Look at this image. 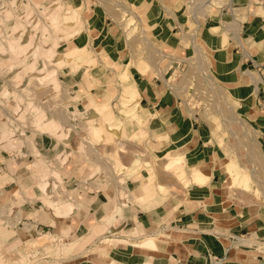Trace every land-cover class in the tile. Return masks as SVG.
I'll use <instances>...</instances> for the list:
<instances>
[{
	"label": "crops",
	"instance_id": "crops-1",
	"mask_svg": "<svg viewBox=\"0 0 264 264\" xmlns=\"http://www.w3.org/2000/svg\"><path fill=\"white\" fill-rule=\"evenodd\" d=\"M77 1L72 0V5L77 6ZM126 1L136 9L146 34L169 57L174 55L175 63L191 56L193 42L208 52L213 78L254 130L264 160V35L259 26L253 20L241 26L236 21L230 23L231 15L222 12L194 24L184 13V0ZM235 1L241 7L246 2ZM85 9L86 31L75 43L78 47L94 43L93 50L105 66L97 80L105 88L111 70L125 66L127 47L119 26L103 6ZM244 17L251 20L249 15ZM132 72L144 118L138 125L149 131L142 140L146 148L158 159L169 153L182 157L187 172L196 168L209 180L185 186L176 179L158 185L151 174L154 190H146L151 178L148 167L153 165L144 159L125 158L121 162L125 171L118 174L99 170L84 153L70 152L48 133L25 131L24 136L36 143L45 160L66 158L58 168L63 183L26 169L33 160L27 146L10 140L14 150L0 149V179L4 181L0 204L3 197L21 192L14 204L15 215L8 219L12 230H8L6 245L14 246V251L20 243L42 234L70 241L67 248L47 255L49 259L39 264H207L213 256L223 257V264H264V182L258 186L262 197L255 195L257 186L253 184L249 191L232 188L226 155L212 137L211 126L190 116L166 78L154 69L143 73L133 68ZM99 85L91 90L97 100L108 93L103 89L101 95ZM9 111L0 108V119ZM42 182L50 183L55 195L70 192L68 201L74 209L59 216L38 200L43 194L39 189ZM64 198L59 202L67 200ZM37 254L41 256L42 250L37 249Z\"/></svg>",
	"mask_w": 264,
	"mask_h": 264
},
{
	"label": "rangeland",
	"instance_id": "rangeland-1",
	"mask_svg": "<svg viewBox=\"0 0 264 264\" xmlns=\"http://www.w3.org/2000/svg\"><path fill=\"white\" fill-rule=\"evenodd\" d=\"M1 1L2 0H0V3ZM11 1L14 4L10 6L6 4L4 11L5 13L8 11V13H6L8 17L7 19H9L12 23H10V28L13 27V25L15 24L14 22H22L23 25L21 29L25 28L23 34L26 33L25 36L29 35L31 37L32 33L34 35L32 38L36 39L37 43L43 42V38L48 37L49 41L46 43L51 44V41H53L52 38L55 39V37H57V40L60 44L56 49L58 53H62L67 47H69V45L78 47L75 42L83 39L87 27L84 21L86 10L85 7H88L90 5L103 6L107 12L108 17L112 21H114L120 28V33L122 38L124 39L128 52V60L127 62H125V65L127 63L129 64L132 61V58L135 56L139 63H141V65H145L147 62L151 65L149 68L154 69L158 76L162 75L163 77H165L167 80L166 82L171 88H173V90H175L179 102L188 110L190 116L196 117L199 120H202L203 122H206L208 125H210L212 137L215 140L217 138V142L220 139L218 138V136L221 135L222 140L220 139L218 143L220 144L226 155V162H228V157L235 156L234 158L240 165L241 169H243L242 171L246 172L247 174H252V177L255 178L254 180L256 181V184H253L257 186L255 195L257 197H262L261 191L258 186H261V183L264 182L263 156L261 154L256 134L251 126L247 123V121L239 114L237 110V104L234 103L229 93L222 86L217 84L211 74L210 69H208V73L210 75L206 76L205 73L203 74L195 66L192 65L193 62L190 60V57L193 55V53L189 58L183 61H178L177 63L174 62L171 66H168V64L170 63L169 61L172 60V58L170 57L161 59L159 62L156 61L155 63L148 62L151 60L149 59V57H147L145 52H143L145 50L144 46L146 45L141 38V32L143 30L146 31V26L143 25L140 18L138 19V22L133 21L129 26H127L128 20L132 16L130 14V11H134L136 14V9L134 8V6L130 5L126 0H79L77 1V6L72 5V0H56L58 2V6L55 7H53L54 5L52 4V1L54 0ZM221 3L223 6L225 5V8H223V10H219L218 12L225 13L226 15H231V18L229 16L230 19L228 20L230 21V23L236 21V23L241 26L242 24L244 25L249 22L251 23L253 20L254 23L259 26L260 31L264 35V0H246L243 7H241V5H239L235 0H222ZM50 5L53 6L50 7ZM244 8L246 9L244 10ZM49 10L53 11L52 17L47 16L50 12ZM215 11L216 10H213L211 11V13H214ZM248 15L250 16L251 20L247 19V17H244ZM20 16L23 17L21 18ZM59 17L64 18L62 21L63 24L59 27V29H56L55 25ZM79 17L81 18V20H79ZM34 20L40 21V24L32 32L30 21ZM201 21L204 20L202 19L200 20V22ZM33 23L34 22H32V24ZM194 24L196 23L194 22ZM70 27H73L72 29L75 31V34L73 35L72 39L70 37L69 44V42H66L67 37L65 39V36H67L66 33L69 32ZM6 35L9 36L10 34ZM146 35L161 53L166 54L159 47V45L152 40V37L149 33H147ZM10 36V39H17V37L15 38L14 33H12V35ZM4 37L5 35L3 36V40ZM27 39L30 38L28 37ZM7 41L8 37L6 39V42ZM25 43L26 44L23 49H25V52L27 53V50H30L32 44L31 42L28 43L27 41ZM84 44V46H87L88 48L86 49V54L75 57L76 61L72 62V64L59 68L56 59V57H58V54L56 55V57L54 56V58H48L47 56H44V58L41 51L42 49H40V51L35 49L32 56H30V58L26 61L27 63L25 66L28 67V65L31 64V62L34 60L33 57L35 54V59L38 60V66L37 69L35 68V71L33 72L34 75L38 74L36 77H31V72L29 71V69V72L24 70V72L22 71V69L25 67L24 64L21 67L15 66L9 73H4L6 69L5 67H9L11 64L14 65L15 62L23 58V55L21 54L23 50L19 49V51L17 52L18 55L17 53L14 54L15 57H13L14 55H11V51L8 52L6 44L5 48L0 50L1 57H3L2 55L4 54V58L8 59V57H10L8 61L4 60L5 62L2 64V67H0V73L4 78L0 80V92L4 91V87L10 88V92L8 91L9 96L6 95L5 97H3L4 95L0 93V108H7L8 110H10L6 115L4 114L3 117L1 116L0 119L2 122L0 124V148L5 150H14L12 144H18V146H28L26 145V143L28 142H25V131H35L43 133V131L46 130L39 129V127H37L36 125L37 121L34 124V119H36L35 116L37 114L33 110L38 106V108H42V110L47 111L50 116L57 118V120L59 121L58 127L55 129V131L54 129H50L49 127L47 128V130H49V135L53 136V138L55 139V134L59 132H61V134H65L66 136H63L64 138L62 137L58 138L59 140L57 139L58 142L65 144L63 147L68 148L70 152L71 150L73 151L75 149L79 150L80 153H84L87 157V160L90 163H93V165L95 164L96 168H98L99 170L102 168L104 170V168H106L105 170H110V172L113 173L114 171H116V173L118 174V172L121 170H123V172L125 171L124 167H122L123 164H121V162H125V158L130 161L134 158H141L144 159L146 163L150 162L151 165H153L152 167H148V172L150 173V176L151 174H155L154 179L158 185L162 181L169 182V180L172 181L177 179L185 186H189L190 184L187 183L185 178H182L179 174L167 168L168 160L158 159L157 156H153L151 154L152 152L148 148H146L142 140H144L148 135L145 137H136V135L134 134L137 129L141 127L137 124V122H140V119L138 116H134L135 114L130 112L134 110L130 108L137 105L136 103L131 104L128 100L125 99L124 95L128 97V93L122 91L123 88L122 86L119 87L117 85L118 83L116 79L119 71L123 70L125 66H123V69L116 67L115 69L111 70V75L108 78L109 82H105L108 84V86H105V88H103L102 84L99 83V80L97 79L105 72V66L101 65L99 60L95 63H92L90 66H80L78 64L80 62L87 61L93 55V57L99 58L96 54V51L93 50L94 43L89 42L87 44ZM36 50L38 52H36ZM36 53H39V57H36ZM204 53L208 58V52L205 51ZM16 55L22 56L17 57ZM153 61H155V59H153ZM52 69L56 70V77H58V80L60 81L59 84L57 81L50 80L49 78L47 79L46 77L41 81V77L43 78V76H45L44 74ZM16 78L18 80H16ZM212 83H216V86H214ZM5 84L8 86H6ZM97 84H100V91L98 92L101 95L105 94V92L102 91L103 89H108V93L105 94L106 98L97 100L91 94L92 88ZM221 90L225 91H223L224 97L221 95ZM121 97H123L122 99L125 100H122ZM73 98L76 99L73 100ZM22 102L23 104H21ZM97 103H109V112L113 115V123L110 124V126L106 127V124L108 122L102 120L104 113H100L98 111L99 108L96 109V112L99 115V119L96 117V120L94 119V121L92 119L90 120V122H88V119L92 117L91 111L79 115L80 113L87 111V109L91 106L97 105ZM22 108L24 110H27L25 111V114ZM227 110L231 111L232 115L227 116ZM21 111L23 112L24 116ZM20 114H22V118L20 117ZM227 119L230 121H228ZM233 121L235 122L233 123ZM219 122L221 124H219ZM99 126L100 128H107V130L104 129L105 134H102V136H97L95 135V133H93V131H91L92 129H94V127ZM11 130L15 132H12ZM107 131L111 136L107 134ZM23 137L25 139H23ZM138 138H140L139 142L137 140ZM13 139L14 142L12 141L13 143L10 144V140ZM107 143H109L110 145H107ZM27 148H29V146ZM96 151L99 153H97ZM35 155H37V152H35V154L33 153V160H31V164L33 163V165L31 166V164H29L28 168L26 169H28L29 172L33 174H37L38 176L43 175V179L44 177L49 176L51 177V180H53L52 178H55L53 180L55 183H63V177L58 171L61 161L59 159H56L55 161L50 162L40 156L42 154H38L37 157ZM159 156H162V154ZM37 158H39V160ZM51 172H54V174L55 172H58L60 178L59 176L52 177V175L54 174H52ZM151 179V184L149 186H145L146 190H154V179L152 176ZM3 182V178H1L0 188L3 185ZM230 183L231 179L229 178V184ZM62 187L66 191V188L63 184ZM69 189L67 190L69 191ZM66 192L62 194L57 193L56 195H52L51 200L56 202L61 200L64 196H66L65 198H67L68 200L70 197H72V195L70 194V192ZM16 195L17 202L21 197V192L19 194H13L12 197L11 195H9L1 199L0 264H39V262L42 263L46 259H49L46 257L47 255H56L60 253L64 249V247L67 248L66 243L70 241L67 242L66 240H60L59 238L57 239L51 235H47L45 237L44 235L37 236L26 243H20L19 245H17L19 247L14 251H12L14 246L8 247L6 245L5 241L9 237L8 230H12V225H9L8 219L14 217L15 215V205H13L14 202L12 201H14V196ZM121 195H123V192H121ZM53 198H55L56 200H53ZM10 203L13 206L11 208ZM37 249L42 250L41 256L37 254ZM23 250H25L30 255L28 257L25 256L24 258Z\"/></svg>",
	"mask_w": 264,
	"mask_h": 264
},
{
	"label": "bare ground",
	"instance_id": "bare-ground-1",
	"mask_svg": "<svg viewBox=\"0 0 264 264\" xmlns=\"http://www.w3.org/2000/svg\"><path fill=\"white\" fill-rule=\"evenodd\" d=\"M8 2H10V5H13L14 3L11 1V0H8ZM52 4L54 5H50V7H55V6H58V2L56 1V0H54V1H52ZM251 6V5H250ZM71 8V7H70ZM72 8H74V7H72ZM76 8V7H75ZM52 9V8H51ZM79 9V8H78ZM254 10V9H253ZM50 11V10H49ZM6 13H8V11L6 12ZM130 14L132 15L131 17H130V19L128 20V23H127V26H129L133 21H137L138 22V19H139V17L135 14V12L134 11H130ZM23 16H24V14H23ZM23 16H20L21 18L23 17ZM48 17H52L53 16V11H50L49 12V14L47 15ZM69 17H71V16H69ZM8 18V17H7ZM12 18V17H11ZM80 18V17H79ZM63 19L64 18H62V17H59L58 18V20L56 21V25H55V28L57 29H59V27L63 24ZM67 19V18H66ZM79 20H81V18L79 19ZM18 21V20H17ZM31 22V24H30V26L32 27V32L37 28V26L40 24V21H37V20H34V21H30ZM29 22V23H30ZM32 22H34L33 24H32ZM15 24L13 25V27H11L10 29H9V34L10 35H12V33H14V35H15V38L17 37V39L15 40V39H13V38H11L10 39V35L9 36H7L6 34H5V37H4V40H3V42H1L0 43V50H2V49H4L5 48V44H6V47L8 48V52H10V53H12L11 55H14V54H16L18 51H19V49L21 50H23L22 51V55H19V56H22L23 58H21V59H19L17 62H15V64L14 65H10L9 67H5L6 69H5V71H4V73H9V72H11L12 70H13V68L16 66H19V67H21L23 64H24V66L26 65V61L30 58V56H32V54H33V52H34V50L35 49H37L38 51H40V49H42L41 51H42V55H43V57L44 56H47L48 58H54V56L56 57V55L58 56V57H56V59H57V63H58V68L59 67H64V66H68V65H70V64H72V62H74V61H76L75 60V57H77V56H81L82 54H86V49H88L87 48V46H81V47H76V46H72V45H69V47H67L63 52H62V50H61V52L62 53H58L57 52V48H58V46L60 45L59 44V42H58V40H57V37H55V39H53L52 38V40L53 41H51L52 43L51 44H47L46 42H48L49 41V39H48V37H44L43 38V42H41V43H37L36 42V39H33L32 37L34 36L32 33H31V37L29 36V35H27V36H25V34H23L24 33V30H25V28L24 29H21L22 28V25H23V23L21 22V23H16V22H14ZM28 23V24H29ZM12 24V23H11ZM25 24V23H24ZM71 25H73V24H71ZM198 26V25H197ZM73 27H70V29H69V32H67L66 34H67V36H65V39H66V37H67V39H66V42H69V44H70V37H71V39H72V37H73V35L75 34L74 32V30L72 29ZM76 30V29H75ZM130 32H131V30H130ZM146 32H145V30H143L142 32H141V38H142V40L145 42V45L146 46H144L145 47V50L143 51V52H145V54L147 55V57H149V59L151 60V61H148V62H152V63H155L156 61L157 62H159L161 59H164V58H167V57H169V56H167L166 54H164V53H161L154 45H153V43L151 42V40L148 38V36L145 34ZM214 33V32H213ZM76 36V35H75ZM134 36V35H133ZM133 36H131V37H133ZM7 37H8V41L6 42V39H7ZM30 38V39H27V38ZM184 37V36H183ZM187 37V36H186ZM190 37V36H189ZM193 37V36H192ZM194 38V37H193ZM225 39H224V42H226L227 41V36L225 35V37H224ZM24 39V40H23ZM63 39H64V37H63ZM31 42V48H30V50L28 49L27 50V53L25 52V49H23L24 48V46H25V42ZM132 41V40H131ZM185 41H187L186 39L184 40V43H186ZM188 41H190L189 39H188ZM187 41V43L189 44V42ZM194 41V40H193ZM183 43V44H184ZM187 43H186V45H187ZM39 44V45H38ZM182 44V43H181ZM191 44H193V48H194V50H193V55L190 57V60L193 62L192 63V65L193 66H195L200 72H202L203 74L205 73L206 74V76H209L210 74L208 73V69H209V60H208V58H207V56L205 55V51H204V49H203V47L202 46H200V45H198V44H196L195 42H193V43H191ZM226 45V44H225ZM134 47V46H133ZM189 47V46H188ZM223 47V46H222ZM233 47V46H232ZM101 48V47H100ZM33 50V51H32ZM36 50V52H38ZM99 50V49H98ZM60 51V50H59ZM41 53V52H40ZM37 54V53H36ZM98 54V53H97ZM144 54V55H145ZM5 55V54H4ZM4 55H2L3 57H5ZM17 55H18V53H17ZM16 55V56H17ZM41 55V56H42ZM19 56H17V57H19ZM39 57V53L36 55V57ZM94 56V55H93ZM90 57L87 61H83V62H80V63H78L80 66H90L92 63H95L96 61H98V58H95V57ZM157 58H156V57ZM174 56V55H173ZM173 56H171V57H173ZM13 57H15V55L13 56ZM139 57V56H138ZM170 57V58H171ZM34 60L31 62V64H29L28 65V67L27 66H25L24 68L26 69H22V71L24 70V71H28V69H29V71L31 72V77H36L37 75H34V72L33 71H35V68L37 69V66H38V60L37 59H35V54H34ZM45 58V57H44ZM10 59V57H8V59H2V60H0V67H2V64L5 62V61H8ZM139 59V58H138ZM148 59V60H149ZM153 59H155V61H153ZM177 59V58H176ZM5 60V61H4ZM32 60V59H31ZM131 61V60H130ZM181 61V60H180ZM102 62V61H101ZM170 63L168 64V66H171L172 64H173V62H174V60H173V58H172V60H170L169 61ZM78 65V66H79ZM79 66V67H80ZM94 66H95V64H94ZM151 65L150 64H148L147 62H146V64L145 65H141V63H139V61L137 60V58L134 56L133 58H132V61L129 63V64H126L125 65V67H124V69L123 70H121V71H119V73L117 74V77H116V79H117V85L120 87V86H122V91L124 92H127L128 93V97H126L125 95H124V97H125V99L126 100H128L129 101V103H131V104H133V103H136V105L137 106H132L130 109H134L133 111H130L131 113H133V114H135L134 116H138L139 117V119H140V122H137V124H141V123H143L144 122V118H143V115L140 113V106H139V104H138V99H137V96H138V92H137V90H136V88L134 87V82H133V79H132V74L131 73H133L132 72V69L133 68H136V69H138L140 72H146L148 69H149V67H150ZM157 68V67H156ZM109 69V68H108ZM159 69V68H158ZM23 71V72H24ZM28 71V72H29ZM21 72V71H20ZM22 72V73H23ZM207 73H208V75H207ZM24 74V73H23ZM162 74V73H161ZM27 75H29V74H27ZM45 76H43V78L41 77V81L42 80H44V78L46 77L47 79L49 78L50 80H53V81H57L58 82V84H59V80H58V77H56V70L55 69H52V70H49V71H47L45 74H44ZM14 77V76H13ZM16 77V76H15ZM161 77H163L162 75H161ZM7 78V77H6ZM210 78V77H209ZM16 80H18L17 78H16ZM213 81V80H212ZM19 82V81H18ZM214 86H216L215 84L216 83H212ZM6 85V84H5ZM57 85V84H56ZM6 86H8V85H6ZM9 89L10 88H5L4 87V91H5V93H4V91H2V92H0L1 94H3L4 96L3 97H5L6 95L7 96H9L8 95V93L10 92L9 91ZM212 89V88H211ZM116 90H118V89H116ZM217 90H220V89H217ZM9 91V92H8ZM224 91V90H223ZM222 90H221V92H222V96L224 97V92H223ZM0 94V95H1ZM11 94V93H10ZM218 94H220V93H218ZM11 96V95H10ZM80 96V95H79ZM123 96V95H122ZM220 96V95H219ZM77 97V96H76ZM123 97H121V99H122ZM76 98H73V100H75ZM125 99H122V100H125ZM21 100V99H20ZM17 102V101H16ZM21 104H23V102L21 103ZM20 104V105H21ZM32 104V103H31ZM27 106V105H26ZM19 107V106H18ZM24 107H25V105H24ZM23 107V108H24ZM30 107V106H29ZM22 108V109H23ZM97 108H99L98 109V111L100 112V113H104V115H103V121L105 120L106 122H108L107 124H106V127L107 126H110V124H112L113 123V115L109 112V103H97V105H94V106H91L90 108H88L87 109V111H85V112H82V113H80L79 115H81V114H84V113H86V112H92V117L90 118V119H88V122H90V120H92L93 119V121H94V119L97 117L98 119H99V115H98V113L96 112V109ZM136 108V109H135ZM21 109V108H20ZM25 109V108H24ZM23 109V110H24ZM28 109V108H27ZM22 110V111H23ZM230 110V109H229ZM20 111V110H19ZM21 111V113L23 114V112H24V114H25V111H27V110H24L23 112ZM37 115L35 116L36 117V119H34V124H35V122L37 121V123H36V125H37V127H39V129H41V130H43V129H46V130H44L43 131V133H48L49 132V130H47V128L49 127L50 129H54V131H55V129L58 127V123H59V121L57 120V118H55V117H53V116H50L48 113H47V111H45V110H42V108H38V106L36 107V108H34V110H33ZM32 111V112H33ZM151 113V112H150ZM227 113L229 114H227V116H230V115H232L231 114V111H228L227 110ZM22 114H20V115H18V116H20L21 118H22ZM24 114H23V116H24ZM129 114V113H128ZM6 115V114H5ZM226 116V115H225ZM151 117V116H150ZM149 117V118H150ZM232 117V116H231ZM230 117V118H231ZM7 118V117H6ZM19 118V117H18ZM227 118V117H226ZM38 119V120H37ZM223 119V118H222ZM75 120V119H74ZM96 120V119H95ZM228 120V119H227ZM234 120V119H233ZM99 121V120H98ZM97 121V122H98ZM228 121H230V120H228ZM236 121V120H235ZM235 121H233V123L235 122ZM102 122V121H101ZM100 122V123H101ZM232 122V121H231ZM105 123V122H104ZM103 123V124H104ZM230 123V122H229ZM73 124V123H72ZM219 124H221L220 122H219ZM231 125V124H230ZM241 125H243V124H241ZM219 126V125H218ZM222 126V125H221ZM104 129H106L107 130V128H105V127H101L100 128V126L99 127H94V129H92L91 131H93V133H95V135H97V136H99V135H101L102 136V134H105L104 132ZM147 130V129H146ZM146 130L145 129H141V128H138L137 129V131L134 133L135 135H136V137H145V136H147V133L149 132H146ZM12 131V130H11ZM4 132H6V131H4ZM9 132V131H8ZM12 132H15V131H12ZM103 132V133H102ZM247 133V132H246ZM49 134V133H48ZM107 134L109 135L110 133L107 131ZM151 134V133H150ZM149 134V135H150ZM219 134V133H218ZM8 135V134H7ZM15 135V134H14ZM13 136V135H12ZM63 136H66L65 134H61V132H59V133H57V134H55V138H56V140L58 139V138H62ZM109 136H111V135H109ZM11 137V136H10ZM96 137V136H95ZM19 138V137H18ZM24 138V137H23ZM26 138V140H25V142H28V143H26V145H28L29 146V150H30V152H31V155L33 156V153L35 154V152H37V155L38 154H40L39 153V151H38V149L36 148V146H35V144H34V142L32 141V140H30L28 137H25ZM24 138V139H25ZM27 138H28V141H27ZM64 138V137H63ZM218 138H220L221 139V135L220 136H218ZM105 139V138H104ZM219 139V140H220ZM8 140V139H7ZM6 140V141H7ZM59 140V139H58ZM64 140V139H63ZM107 140V139H106ZM216 140H217V138H216ZM215 140V141H216ZM219 140H218V142H219ZM222 140V139H221ZM13 142H14V139L12 140ZM21 141V140H20ZM24 141V140H23ZM157 141H158V139H157ZM175 141V140H174ZM130 142H131V140H130ZM217 142V141H216ZM217 142V143H218ZM221 142V141H220ZM21 143V142H20ZM5 144V143H4ZM25 144V143H24ZM109 143H107V145H108ZM21 145V144H20ZM68 145V144H67ZM110 145V144H109ZM10 146V145H9ZM24 146V145H23ZM27 146V147H28ZM1 149V148H0ZM123 151V150H122ZM160 152V151H159ZM72 154V153H71ZM37 155H35L36 157H37ZM70 154H68V156H69ZM234 155V154H233ZM41 156V155H40ZM235 157V156H234ZM233 156H230V157H228V162L226 163V169H227V172H228V174L230 175V179H231V187L232 188H238V189H242V190H245V191H249L250 189H251V185L252 184H256V181L254 180L255 178H253L252 177V174H247L246 172H243L242 170L243 169H241V167H240V165L237 163V161L235 160V158H234ZM39 158H42V157H39ZM39 158H37L38 160H39ZM70 158V157H69ZM59 159L61 160V162H65V160H66V158L64 157V156H60L59 157ZM163 159L164 160H168V162H167V168L169 169V170H172V171H174L175 173H177V174H179L182 178H185L186 179V181H187V183H189V184H191V183H195V184H203V183H206L209 179L206 177V176H204V174L201 172V171H199L198 169H196V168H192L189 172H187V170H186V168H185V164H184V161L185 160H183L182 159V157H176V156H173V154H167V155H165L164 157H163ZM187 160V159H186ZM42 161V160H41ZM32 166V165H31ZM49 166V165H48ZM245 171V170H244ZM52 173V172H51ZM251 173V172H250ZM52 174H54V172L52 173ZM54 176H59V178H60V175H59V173L58 172H55V174L54 175H52V177H54ZM175 176V175H174ZM82 177V176H81ZM51 178V177H50ZM58 178V177H57ZM253 178V179H252ZM53 180L55 179V178H52ZM151 178L147 181V183H146V186H149L150 184H151ZM183 180V179H182ZM41 182V181H40ZM61 182V181H60ZM38 185V184H37ZM196 186V185H195ZM52 187H54V185H52ZM39 189H40V191H42L43 192V194H42V196H40L39 197V200H42L43 202H44V204H46L47 206H49V207H54V210H55V213H56V215H59V216H61V215H64V214H67V213H69V212H71L73 209H72V206H73V204L70 202V201H68V200H66V201H62L61 203L59 202V201H56V202H54V201H52L51 200V196L52 195H54L55 193H53V192H50L51 191V186L49 185V183L47 182V183H45V182H42L40 185H39ZM47 190H49V192H46ZM18 191V190H17ZM261 191V190H260ZM17 194H19L20 192H16ZM16 193H14V194H16ZM264 194V193H263ZM193 195V194H192ZM66 197V196H65ZM194 197V196H193ZM55 198H53V200H54ZM64 199H67V198H64ZM11 200H13V199H11ZM16 200H17V195L16 196H14V201H12V202H14L15 204H16ZM56 200V199H55ZM54 202V203H53ZM14 203H13V205H14ZM5 207V206H4ZM11 207H13L12 206V204L10 203V208ZM120 210V209H119ZM4 211V210H3ZM69 215V214H68ZM29 228V227H28ZM34 228V227H33ZM31 229H32V227H31ZM45 236H47V235H44V237ZM43 237V238H44ZM55 238H57V237H55ZM58 239V238H57ZM60 240H62L61 238H60ZM52 241V240H51ZM38 242V241H37ZM42 242V241H41ZM35 246V245H34ZM24 247V246H23ZM65 248V247H64ZM20 255V254H19ZM23 258V257H22ZM24 258H25V256H24ZM1 259V258H0Z\"/></svg>",
	"mask_w": 264,
	"mask_h": 264
},
{
	"label": "built area",
	"instance_id": "built-area-1",
	"mask_svg": "<svg viewBox=\"0 0 264 264\" xmlns=\"http://www.w3.org/2000/svg\"><path fill=\"white\" fill-rule=\"evenodd\" d=\"M7 0H2L0 3V43L3 42V36L5 34H9L10 29V20L7 19V14L4 12L6 4L10 6V2H5ZM184 13L186 14V17L189 21L195 22L196 24L200 22V20H204L207 16L211 15V11L216 10L215 12H218L219 10H223L225 8L222 5V0H184ZM4 34V35H3ZM4 57H1L0 59H3ZM6 59V58H4ZM2 75L0 73V80L2 79ZM4 79V78H3ZM43 235H49V234H42ZM60 239V238H59ZM234 241H238L237 238L233 239ZM224 258L220 256H213L207 264H223Z\"/></svg>",
	"mask_w": 264,
	"mask_h": 264
}]
</instances>
